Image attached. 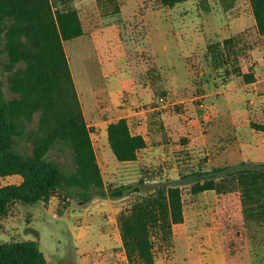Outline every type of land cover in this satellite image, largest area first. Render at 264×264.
<instances>
[{
    "label": "rangeland",
    "instance_id": "1",
    "mask_svg": "<svg viewBox=\"0 0 264 264\" xmlns=\"http://www.w3.org/2000/svg\"><path fill=\"white\" fill-rule=\"evenodd\" d=\"M237 5L233 11H240L238 21L233 20V12L228 16L223 12L219 0H184L173 7L163 6L160 0L53 2L54 7L75 9L84 30H92L95 26L105 29L98 55L102 70L123 71L127 66L116 31L105 28L112 23H123L121 35L128 46L136 43L142 46L133 52L132 58L138 62L142 60L143 68L154 69L157 65L160 68L145 70L144 74V78L150 80L142 94L147 102L144 106L152 109L149 115L150 156H145V163L137 167V174L126 178L123 171L122 178L117 171L107 168L123 167L127 163L118 162L105 141L101 163L107 168L102 166L101 173L106 185L131 186L121 201L122 209L157 195L158 190L179 187L187 220L191 219V232H194V211L196 215L200 212L197 217L207 229L194 236L193 241L201 246L200 250L193 251L209 264L223 258L226 264H264V221L247 218L240 189L231 175L226 176L224 172L215 178L220 186L218 192L198 194L192 193L193 183L189 178L195 173H210L218 167H228L226 171L234 174L241 168H254L255 164L264 163V133L250 126L251 122L262 121L264 92L256 93V89L244 86L241 76L248 73L246 64L251 61L245 45L247 40L242 38L240 43L243 53L238 64L240 70L230 75H226L231 71L226 68L233 66L231 61L216 66L207 49L209 44L226 39L225 32H229L230 26L236 31L239 27L240 30L247 26L252 29L248 0H238ZM115 8L119 13H115ZM217 27L219 31H215ZM249 39L251 49H256L253 59L257 62L259 58L264 64V54L259 56L264 50V38L259 41L253 34ZM63 46L81 99L87 104L86 90L90 82L85 65L92 59L91 44L80 36L64 42ZM148 47L156 62L154 67ZM3 48L0 35V82L4 98L10 100L16 95L9 88ZM95 75L97 77L98 73ZM122 91L119 92L122 94ZM124 91L132 94L134 90L126 88ZM37 119H33L30 128L36 125ZM16 149L30 155L32 146L21 140ZM46 158L58 163L65 172L74 170L72 154L67 147L55 146ZM241 162L246 163L245 167ZM6 184L9 181L0 179V186ZM54 196L56 200L50 198L33 205L14 204L0 223V242L35 241L48 258V264H90L89 261L81 262L83 248L74 251L73 239L79 233L96 238L107 208L96 205V199L101 197L92 196L83 201L75 189L68 190L67 194L58 191ZM153 243L158 257L165 246L157 238ZM85 248L92 258L99 253L93 241Z\"/></svg>",
    "mask_w": 264,
    "mask_h": 264
},
{
    "label": "trees",
    "instance_id": "2",
    "mask_svg": "<svg viewBox=\"0 0 264 264\" xmlns=\"http://www.w3.org/2000/svg\"><path fill=\"white\" fill-rule=\"evenodd\" d=\"M183 1L160 0L165 7ZM219 1L227 16L238 6V0ZM53 2L63 0H0L5 69L9 88L16 95L6 100L0 82V177L22 178L20 184L0 186V223L14 204L47 202L58 191L67 194L75 189L83 201L92 196L119 200L131 188L106 185L103 180L90 137L92 130L85 122L63 46L64 42L82 36L84 30L75 9L54 7ZM248 3L255 33L264 38V0ZM115 11L119 13V9ZM121 28L123 23L120 24L123 40ZM242 35L235 34L207 46L216 66L231 61L233 66L226 68L231 70L226 75L240 70ZM147 51L153 62L149 47ZM133 52L130 46V58ZM241 76L245 83L254 80V74L249 72ZM35 117L37 123L30 128ZM250 126L264 133V110L262 121L251 122ZM106 133L108 146L118 162L136 161L138 152L147 147L143 136L130 132L124 118L110 123ZM21 140L31 144L30 155L16 149ZM57 145L70 149L72 172H65L58 163L47 160L48 153ZM240 165L245 167L246 163ZM228 169L218 167L207 174H192L189 176L192 193L218 192L220 186L215 178L225 172L237 182L247 218L264 221V163L241 168L234 174ZM183 221L182 195L176 186L158 190L157 195L122 209L117 223L128 264H154L153 239L168 246L173 225ZM0 264H48V260L35 241L0 242Z\"/></svg>",
    "mask_w": 264,
    "mask_h": 264
},
{
    "label": "crops",
    "instance_id": "3",
    "mask_svg": "<svg viewBox=\"0 0 264 264\" xmlns=\"http://www.w3.org/2000/svg\"><path fill=\"white\" fill-rule=\"evenodd\" d=\"M238 12L233 11V20L235 21L239 20L240 11ZM249 27L247 26L243 30H240L242 28L239 27L237 32L233 26H230L231 29L228 28L229 32H225L224 38H228L235 34L244 33V35L242 36L245 40H247V43L245 44L247 47V55H249L248 57L251 59L249 63L247 62L246 67L247 70H249V73L254 74V80L252 82L245 83L243 80L244 86L256 89V93H259L264 92V64L260 63L259 58L257 59V62L253 59V56L255 55L254 50L256 49H251L250 45L252 43L250 42L249 35L251 36L254 34L259 41L261 37H259L255 33L254 20L251 24V27L253 28L251 32ZM105 28H111V30L116 31L118 37L116 38L119 41V48H121L125 54L127 65L126 69L124 68L123 71L102 70L98 55L101 44H103L104 42L105 29L95 26L92 30L83 29L84 34L81 36L82 38H85L92 47V59L85 65V73L89 77L88 79L90 82V86L86 90L87 95L89 96V101L87 104L83 103L81 99L80 90L77 86L73 72L72 76L85 122L87 123V126L92 130L90 137L100 169L104 167V164L101 163V157L105 153V141L107 142L106 129L110 123L124 118L127 121L130 132L133 135H141L145 139L147 147L138 152L136 161L127 162V164H125L123 167H116L114 169L104 167L111 172L117 171L116 174H118V176H122V178L124 171L126 178H129L131 174H137V167H140V165L145 163V156H150L152 151L149 143V139L151 138V136L149 135V115H151L152 109L150 107L144 106L147 102L144 100V95L142 94L144 91L143 87L150 81L149 79H146V77L144 78V74H146L145 70H160V68L158 67V65L155 66L154 69H149L148 67L143 68L142 60L138 62L135 58H130V46H132V49L135 52L141 49L142 46L138 43L130 44V46H128L127 42H125L124 39H121L119 23H112ZM205 29L209 30L206 27ZM214 29L215 31H219L218 27ZM188 32L190 35V30ZM227 35L229 36L226 37ZM263 54L264 50L260 52L259 56H262ZM240 58H242V55L240 56ZM262 61L264 62V57H262ZM153 64L156 65L154 59ZM187 70H190V66L188 64ZM96 73H98V76L94 77L96 76ZM260 76L262 78H260ZM190 82L192 83L191 78ZM126 88L134 90L133 93L129 94L124 91V89ZM121 89H123L122 94L119 92ZM201 97L203 96H200V98ZM257 100H259V97L257 98ZM142 156H144V158H142ZM0 179L9 181V184H20L22 181V178L19 175L0 177ZM51 199L56 200L55 196H52ZM121 201L122 199L115 201H111L107 198L96 199V205L107 208V214L104 215L101 231H99L96 238L92 235L87 236L79 233L73 239L74 251L77 252L78 248H83V250L80 252L82 254L81 262L88 263L89 261L90 264H128L125 252L122 247V241L117 223L118 214L122 209ZM183 213V223L173 225L171 246L167 247L165 244L160 243L165 247L162 248V251L159 253L158 257L155 256V252L153 250L155 257L154 264H209V262H205L204 259L200 258L197 253L193 251V249L200 250L201 246L197 245L196 241H193L194 236L196 234H199L202 230H207L201 222V218L198 219L197 217L200 212H198L196 215V211H194V232H191V219L187 220L184 209ZM91 241H93V243L99 247V253L96 254L94 258L89 256V251H87L88 249L85 248V246ZM180 247L181 249H179ZM172 251L173 254H171ZM210 264H226V262H224L223 258L222 261L219 259L218 261H211Z\"/></svg>",
    "mask_w": 264,
    "mask_h": 264
},
{
    "label": "built area",
    "instance_id": "4",
    "mask_svg": "<svg viewBox=\"0 0 264 264\" xmlns=\"http://www.w3.org/2000/svg\"><path fill=\"white\" fill-rule=\"evenodd\" d=\"M163 101H164V100L161 98V99H160V102H163Z\"/></svg>",
    "mask_w": 264,
    "mask_h": 264
}]
</instances>
